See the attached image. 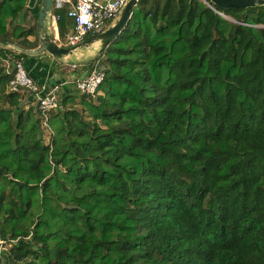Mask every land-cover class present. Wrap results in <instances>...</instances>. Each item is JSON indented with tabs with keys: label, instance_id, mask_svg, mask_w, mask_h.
Returning <instances> with one entry per match:
<instances>
[{
	"label": "trees",
	"instance_id": "obj_1",
	"mask_svg": "<svg viewBox=\"0 0 264 264\" xmlns=\"http://www.w3.org/2000/svg\"><path fill=\"white\" fill-rule=\"evenodd\" d=\"M40 1L25 26L32 0H0L6 264H264V5L138 0L95 57L63 64L104 78L94 96L70 85L46 142L9 90L14 55L38 57L13 47H38ZM52 14L62 41L73 21Z\"/></svg>",
	"mask_w": 264,
	"mask_h": 264
},
{
	"label": "built area",
	"instance_id": "obj_2",
	"mask_svg": "<svg viewBox=\"0 0 264 264\" xmlns=\"http://www.w3.org/2000/svg\"><path fill=\"white\" fill-rule=\"evenodd\" d=\"M129 0H53L49 14L50 32L56 43L62 47H74L84 41L87 35L101 33L108 21L113 20L118 12L123 9ZM138 0H135V3ZM39 0H36V6ZM67 8V17L73 21V27L68 30L64 42L60 40L58 33V15L52 14V10L58 11ZM60 46V45H59ZM14 50V49H13ZM15 51V50H14ZM13 79L9 84V90L17 93H27L32 104L37 107L42 116V123L48 127V113L60 108L63 99V88L74 82L75 88L80 94L94 96L99 85L103 81L104 73L96 66L85 76H78L68 81H60L51 85H40L25 69L23 61L14 57ZM6 63V74L11 72L9 63Z\"/></svg>",
	"mask_w": 264,
	"mask_h": 264
},
{
	"label": "water",
	"instance_id": "obj_3",
	"mask_svg": "<svg viewBox=\"0 0 264 264\" xmlns=\"http://www.w3.org/2000/svg\"><path fill=\"white\" fill-rule=\"evenodd\" d=\"M207 3L206 0H202ZM212 5L227 9V8H251L255 6H262L264 5V0H208ZM53 0H41L40 1V8L37 12V37L39 39V45L37 48L33 50H26L14 46L13 49L18 52L28 56H37L43 53L49 54L50 57L60 60L65 57H70L73 54H76L78 49H90L93 48L97 51L102 50L105 48L112 39L123 29L124 25L130 18V14L132 11L133 6L135 5V0H129L123 9L120 12L119 17L116 21L108 27L105 31L91 35L86 41L74 46V47H62L59 46L54 37L48 33L46 28V23L49 18V14L51 11ZM96 46V47H95ZM1 47V45H0ZM19 186L23 184L16 182Z\"/></svg>",
	"mask_w": 264,
	"mask_h": 264
},
{
	"label": "rangeland",
	"instance_id": "obj_4",
	"mask_svg": "<svg viewBox=\"0 0 264 264\" xmlns=\"http://www.w3.org/2000/svg\"><path fill=\"white\" fill-rule=\"evenodd\" d=\"M35 6H36V0H32V4H29L27 6V8H26L27 14L25 16V21L23 22V24L25 26H29V25H31L34 22L33 18H35V13H34ZM120 12H121V10L118 12V14L116 15V17L113 19V23L119 17ZM46 28H47L48 33H50V30H49V28H50L49 18H48L47 23H46ZM67 34H68V32L66 33V35ZM66 35H65V37H66ZM65 37H63L62 42H64ZM97 52H99V51H97L96 49H94V47L93 48H90V49L81 48V49H78V51L76 52V54H73V55H71L68 58H62L60 60H56V59L50 57L49 54H45L47 56V58H45L43 61H44V64H45L46 61L47 62L54 63V68H55L56 72H58L59 68H61L62 69L61 70V73L63 74V76L60 77V78L63 81H68L67 78L70 77L69 75L71 73H69V72H70V70L72 68H68V67H66L63 64H68L69 65L71 62L72 63H77L78 62V64L79 63H83V62L88 61L89 59L95 57L96 54H97ZM41 55L42 54L38 55V57L41 56ZM64 59H66L67 62H65ZM67 59H69V60H67ZM56 61H59V63L56 64ZM4 65L6 66V63L5 62H4ZM12 66H13V64H12ZM69 88H70V85L62 89L63 90V95H65L67 93V90ZM51 135H52V133L50 131H48V129H47V134H46V138H45V141L46 142L49 140V138H50ZM5 249H8V246L5 247ZM3 253H4V251H3V244L0 241V264H6V260H4V254Z\"/></svg>",
	"mask_w": 264,
	"mask_h": 264
},
{
	"label": "crops",
	"instance_id": "obj_5",
	"mask_svg": "<svg viewBox=\"0 0 264 264\" xmlns=\"http://www.w3.org/2000/svg\"><path fill=\"white\" fill-rule=\"evenodd\" d=\"M45 54L46 53H43L40 57L37 58L23 60L25 69L27 70L28 74L40 85H51L54 83H58L62 80L60 77H62L63 74L61 73V70H58V72H56V70H53L50 65L44 64L43 60L47 58ZM64 60L65 62H67L66 59ZM69 73H71L69 75L71 79L79 76L72 73L71 71Z\"/></svg>",
	"mask_w": 264,
	"mask_h": 264
}]
</instances>
